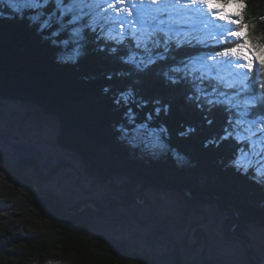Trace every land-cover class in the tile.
Listing matches in <instances>:
<instances>
[{"label":"trees","instance_id":"obj_1","mask_svg":"<svg viewBox=\"0 0 264 264\" xmlns=\"http://www.w3.org/2000/svg\"><path fill=\"white\" fill-rule=\"evenodd\" d=\"M0 13L4 14L0 16V102L34 105L55 117L60 125L57 144L81 157L86 175L111 182L112 190L120 192L118 200L124 203L139 184L135 197L141 199L135 204L140 206L146 191L174 189L183 193L189 207L209 202L227 213V233L238 220L236 211L240 213L236 235L241 236L240 229L245 227L264 230V176L257 177L255 168L238 172L232 163L237 145L231 139L218 142L227 126V113L222 108L210 109L203 97L200 101L189 99L195 96L191 85L183 81L173 84L165 75L173 66L172 55L179 61L186 55H204L211 48L169 54L167 60L141 72L126 63L130 55L112 50L118 45L105 40L98 28L95 34L85 29L79 46H65L59 41L69 39L71 26L67 33L52 37L51 32L59 27L56 24L52 29L38 30L27 19L32 13H26L24 19L10 18L13 14L6 3H0ZM243 15L250 37L264 36V0H245ZM128 52L137 50L131 47ZM141 55L136 56L137 62ZM258 67L254 66L253 75ZM259 72L257 92L264 68ZM236 84L239 88L240 82ZM129 110L135 116L134 123L129 120ZM256 111H264V102ZM6 120L0 113V129ZM145 123L161 135L167 149L164 154L152 156L130 145L132 139L126 134ZM2 135L0 143L6 139ZM26 156L15 161L0 146V172L13 174L7 175L13 189L24 192L27 207L51 230L31 234L14 233L9 228L5 235L11 236H0V264H49L52 252L66 259L65 264H159L147 255L130 252L127 242L116 243L93 232L95 222L111 220L120 203L111 201L99 213L96 210L106 202H88L96 209L73 213L85 203L69 207L31 177L33 171L43 185L65 166L45 176L38 161ZM20 246L28 251H20ZM172 260L171 264H186L178 250ZM250 264L256 261L250 259Z\"/></svg>","mask_w":264,"mask_h":264},{"label":"snow or ice","instance_id":"obj_2","mask_svg":"<svg viewBox=\"0 0 264 264\" xmlns=\"http://www.w3.org/2000/svg\"><path fill=\"white\" fill-rule=\"evenodd\" d=\"M0 3L7 4L13 14L10 18L24 19L26 13H32L27 19L38 30L46 31L53 24L58 25L51 32L52 37L67 33L71 26L69 39L59 41L65 46H79L85 29L96 33L95 17L103 6L109 33H114L106 34L104 39L118 45L112 49L114 52L130 55L126 63L141 72L167 60L169 54L211 48L204 55H186L179 61L172 55L173 66L165 75L173 84L181 81L190 84L195 96L189 99L200 101L203 97L210 109L222 108L227 113V126L218 142L231 139L237 145L232 163L238 172L243 169L248 173L250 168H255L260 174L264 168V111H256L264 102V80L260 81V92L256 90L259 68H264V36L250 37L249 25L244 23L245 0H0ZM232 5L237 11L227 10ZM44 16L48 18L42 20ZM200 27L207 32L208 39L197 35ZM227 44L233 46L220 47ZM131 47L137 52H128ZM137 55H141L139 62ZM257 64L259 67L253 75ZM237 77L244 78L239 88ZM156 111L159 113L160 109ZM129 120L135 121L131 110ZM138 127L149 135L155 132L147 123Z\"/></svg>","mask_w":264,"mask_h":264},{"label":"rangeland","instance_id":"obj_3","mask_svg":"<svg viewBox=\"0 0 264 264\" xmlns=\"http://www.w3.org/2000/svg\"><path fill=\"white\" fill-rule=\"evenodd\" d=\"M227 10L235 12L237 7L233 5ZM107 11L112 14L111 9ZM97 12L96 28L105 35L114 34L109 33L110 25L105 23V8L102 6ZM197 35L201 39H208V34L202 27ZM241 80L242 77H238L235 82ZM0 113L7 118L0 129V133L6 138L0 143L4 153L14 156L15 161L25 155L36 159L45 176L52 169L65 166L51 182L43 185L39 184V178L33 171L31 177L45 191L63 199L69 207L85 203L73 213H79L84 208L96 209L88 202H106L99 213L111 201L120 203V208H116L117 214L111 220L95 222L93 232L96 235L116 243L127 242L130 252L147 255L159 264H171L177 250L181 252L186 264H250V259L264 264V230L245 227L240 229L241 237L235 234L238 226L236 222L230 228L231 233H227V213L225 215L216 204L209 202L189 207L183 201V193L174 189L146 191L140 206L135 204L141 199L139 196L135 197L139 193V184L127 202L119 201L120 192L117 194L116 190H112L111 182L104 183L86 175L81 157L59 147L57 138L60 125L55 117L46 115L40 107L34 105L9 102H0ZM138 126L130 134H126V138L132 139V147L138 146L142 152L152 156H159L167 151L158 132L149 135ZM255 173L257 177L264 176V168L260 169V174ZM7 175L9 174L0 172V236H11L10 233L5 235L9 228L14 233L50 232L51 226L38 219L37 214L27 207L24 192L13 189ZM35 190L37 191L36 188ZM186 195L189 196L188 193ZM132 198H135L134 203ZM19 250L26 252L28 248L20 246ZM252 250L255 257L249 254ZM50 255L49 264L67 262L55 252Z\"/></svg>","mask_w":264,"mask_h":264},{"label":"water","instance_id":"obj_4","mask_svg":"<svg viewBox=\"0 0 264 264\" xmlns=\"http://www.w3.org/2000/svg\"><path fill=\"white\" fill-rule=\"evenodd\" d=\"M1 170L4 171V172H6L5 169H3V168H1ZM8 174L11 175L12 173L8 172ZM12 175H13V174H12ZM96 211L98 212L99 210H96ZM72 214H73V213H72ZM239 219H240V214H238V220H237V223H239ZM256 264H258L257 261H256Z\"/></svg>","mask_w":264,"mask_h":264}]
</instances>
